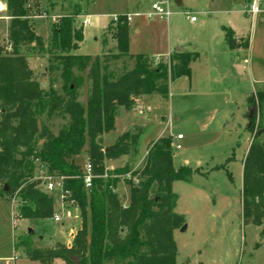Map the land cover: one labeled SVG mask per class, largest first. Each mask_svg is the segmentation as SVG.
Returning a JSON list of instances; mask_svg holds the SVG:
<instances>
[{
  "label": "trees",
  "instance_id": "16d2710c",
  "mask_svg": "<svg viewBox=\"0 0 264 264\" xmlns=\"http://www.w3.org/2000/svg\"><path fill=\"white\" fill-rule=\"evenodd\" d=\"M29 2L5 0L10 21L9 53L2 54L0 47V198L16 194L19 219L52 220L54 197L31 181L34 162L39 160L49 174L63 177V189L69 193L63 198L64 206L79 209L81 227L70 246L55 242L39 248L20 241L15 248L23 249L30 261L39 264L57 259L75 264L71 257H76L78 264H176L173 231L182 226L183 219L174 212L177 198L172 183L187 182L196 172L188 166L174 167L171 136L148 145L139 169L132 171L126 163L109 170L105 160L138 153L142 130L122 133L105 150L102 137L114 130L117 107L130 111L142 96L166 99L169 81L189 78L190 63L198 54L173 52L167 59L130 55L129 25L120 17L109 26L115 52L77 55L83 31L75 27L73 14L59 16L44 42L33 31ZM222 31L233 50L232 31L224 27ZM248 45L244 40L241 47ZM22 53L46 58V87L32 79ZM123 58L133 61L130 68L116 66ZM80 88L86 90L83 102L78 100ZM247 102L262 107L264 90L254 92ZM55 119L65 121L57 133L50 127ZM257 124L254 116L247 126L253 137L242 160L241 216L261 228L259 237L264 240V142ZM86 145L87 161L97 176L89 190L84 188L82 167L76 161ZM218 169H224L223 165L214 170ZM128 172L131 178H124L127 193L120 195V179L113 175ZM260 246L256 242L255 248Z\"/></svg>",
  "mask_w": 264,
  "mask_h": 264
},
{
  "label": "rangeland",
  "instance_id": "374dc122",
  "mask_svg": "<svg viewBox=\"0 0 264 264\" xmlns=\"http://www.w3.org/2000/svg\"><path fill=\"white\" fill-rule=\"evenodd\" d=\"M244 1L168 0V8L172 12L168 19L147 16L152 12V4L161 0L29 2L33 31L44 42L49 38V27L59 20L57 16L73 14L75 27L83 31V40L75 51L77 55L97 56L115 52L116 42L112 37L113 31L109 29L114 24L111 18L126 14H139L128 23L130 34L131 31L136 34L129 45L130 55L163 56L168 51L173 53L177 47L184 52L198 54V59L191 64L190 78L169 81L166 99H154L155 95L146 96L144 101L140 100L143 96L137 98L128 116H119L115 129L104 134L103 139L104 146L113 144L130 123L139 120L142 127L135 125L132 128L142 130L138 153L130 152L127 158L129 166L139 169L145 157L142 154L158 136L183 137L173 141V165L176 169L188 166L196 173L187 182L172 183V191L177 198L174 212L183 219L182 226L173 231L176 264H264V240L259 237L261 228L245 222L241 216V161L253 137L246 130L249 108L254 109L258 136L264 142V105L253 107L247 102L254 92L264 90V15L263 22L256 21L251 26L242 13ZM86 16H90L87 26L83 24ZM191 16L196 21L192 22ZM9 21L5 0H0L2 54L9 53ZM232 25L244 38L239 44L242 45L244 40L249 42L247 48L230 50L221 27ZM22 54L32 79L46 87V58L35 53ZM243 60L245 64L248 62L249 71L238 76L233 64ZM132 62L123 58L117 61L116 66L128 69ZM85 97L86 90L80 88L78 100L83 102ZM141 117L143 121H140ZM63 124L65 121L55 119L50 126L51 131L57 133ZM176 144L180 145L179 150L175 149ZM87 159L86 145L77 162L83 167ZM118 164L123 165L124 161ZM220 165L224 169L214 170ZM117 187L118 193H127L124 179H120ZM56 199L58 203H55L54 211L61 216L59 222L18 219L13 227L11 212L17 210L18 202L12 203L9 195L0 198V264H39L30 261L23 249L15 248L20 241L30 242L39 248L55 242L70 246L81 227L80 211L72 207L62 210L59 198ZM256 242L261 245L258 249L255 248ZM13 256L17 259L12 263L9 260ZM52 264L67 263L57 259Z\"/></svg>",
  "mask_w": 264,
  "mask_h": 264
},
{
  "label": "built area",
  "instance_id": "2783aa9c",
  "mask_svg": "<svg viewBox=\"0 0 264 264\" xmlns=\"http://www.w3.org/2000/svg\"><path fill=\"white\" fill-rule=\"evenodd\" d=\"M164 5V7H163ZM152 12L147 14L148 17L152 15H157L163 19H168V17L172 14L170 9L168 8V0H161L160 3H153L151 6ZM242 13L243 15L250 21L251 26L255 24L256 21H263V15H264V0H245L243 3L242 7ZM189 15V13H186ZM139 14H134V15H113L112 20L114 23H116L120 17L124 19L125 22L130 23L132 21L133 17H138ZM55 17V16H53ZM59 17V16H57ZM190 20L192 22L196 21L194 16L190 17ZM83 24L85 26L90 24V16H86L83 20ZM182 138L181 135H177L174 139L175 140H180ZM181 147L179 144L175 145V149L179 150ZM35 171H34V176L32 177L31 181H34L37 183V188L40 189L42 192L51 195L54 192H57V196L59 198V201L61 203V209L64 210V203H63V198L67 196L69 193L68 191H65L63 189V177H58L51 175L47 172V168L44 164H42L39 160H35ZM135 169H132L134 171ZM81 178L83 180L84 188L86 190H89L92 187V181L94 178L97 176L93 173V169L89 161H86L81 168L80 171ZM106 174L102 175L103 178H106ZM113 177H117L119 179H130L131 178V172H128L125 175H113ZM137 182V181H136ZM1 190V186H0ZM15 200H17L16 194L11 198V202L15 203ZM16 211L11 212L12 216V223L13 227L16 226L18 222V214H19V209L18 206ZM61 219L60 214L55 213L52 221L54 222H59ZM17 259L16 256H13L10 258L9 261L12 263Z\"/></svg>",
  "mask_w": 264,
  "mask_h": 264
},
{
  "label": "crops",
  "instance_id": "0c3cea01",
  "mask_svg": "<svg viewBox=\"0 0 264 264\" xmlns=\"http://www.w3.org/2000/svg\"><path fill=\"white\" fill-rule=\"evenodd\" d=\"M244 3V2H243ZM260 22H263V21H261L260 20ZM227 28V29H229V30H231L232 31V33H233V37H234V40H235V47H234V49H233V51H237V50H241V49H244L243 47H241V45L239 44L240 42V40H242V39H244L243 37H242V35H240V33H238L237 32V29H236V27H234L233 25L232 26H229V27H225V26H222L221 27V29L222 28ZM223 32V31H222ZM224 33V32H223ZM136 38V34H134L132 31H131V34H130V41H129V45H130V43H131V41L132 40H134ZM229 46V45H228ZM230 48V47H229ZM181 49V52H184L183 51V49L182 48H180ZM230 50H232V49H230ZM175 52V51H174ZM172 54V52L171 51H168L165 55H163V56H161V55H151V56H153V57H160V58H163V59H167L170 55ZM167 57V58H166ZM195 61H193V62H191L190 63V70H191V64L192 63H194ZM245 60H243V62H241V61H239V62H235L234 64H233V69H234V71H235V74L236 75H240V76H242L244 73H245V71H249V67H248V62H247V64H245ZM246 65V66H245ZM191 76V75H190ZM190 78V77H189ZM151 96V95H150ZM150 96H147V97H150ZM145 97L146 96H143L142 97V99H140L141 101H144L145 100ZM156 98H159V97H155L154 99H156ZM140 100H137L138 102H140ZM161 100H163V99H161ZM128 111H126V110H124L122 107H117V109H116V111H115V124H116V120H117V118L119 117V116H123V115H127L128 116ZM140 119V121H143V119H142V117L141 118H139ZM138 122H139V120H138ZM138 122H136V123H138ZM136 123H134V122H132V123H130L131 125L124 131V132H127V131H130V130H132V128L135 126V125H138L137 127H142V125L141 124H136ZM115 129V128H114ZM246 130H247V128H246ZM123 132V133H124ZM159 137H161V136H158L157 138H159ZM175 137H173V141H175L176 142V140L174 139ZM103 139H104V135H103V137H102V147H103V149L105 150V149H107L108 147H110L111 145H105L104 146V143H103ZM183 139V137L180 139V140H182ZM116 140V139H115ZM146 152L147 151H144V153L142 154V156H145L146 155ZM247 152V151H246ZM246 154V153H245ZM245 154L243 155V158H244V156H245ZM130 154H128V155H125V156H122V157H120V158H118V159H111V160H105L104 161V165H105V167L107 168V169H109V170H113V169H116V168H121V167H123L126 163H127V158H128V156H129ZM77 161V160H76ZM124 161V164L122 165V164H118V163H122ZM242 162V161H241ZM184 163L185 164H187L188 163V161L187 160H185L184 161ZM118 188V187H117ZM120 194V193H119ZM125 194V193H124ZM124 194H120V195H124ZM51 196H53L54 197V201H55V203H58V200L56 199L58 196H57V194L56 193H54V194H51Z\"/></svg>",
  "mask_w": 264,
  "mask_h": 264
},
{
  "label": "water",
  "instance_id": "95a60500",
  "mask_svg": "<svg viewBox=\"0 0 264 264\" xmlns=\"http://www.w3.org/2000/svg\"><path fill=\"white\" fill-rule=\"evenodd\" d=\"M175 52H181V49L179 47L176 48ZM248 120H251L253 118V112L254 109L253 108H249L248 109ZM38 124V128H40V122L37 123ZM42 142V141H41ZM247 223H249V221H247ZM184 229V226L181 228V230ZM32 231L29 230V233H31ZM75 264H78V259L76 257H71L70 258Z\"/></svg>",
  "mask_w": 264,
  "mask_h": 264
}]
</instances>
